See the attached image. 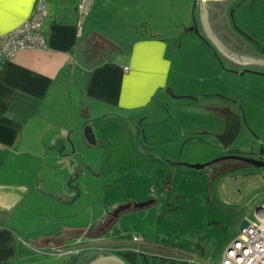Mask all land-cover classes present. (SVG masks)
<instances>
[{
	"label": "rangeland",
	"instance_id": "obj_1",
	"mask_svg": "<svg viewBox=\"0 0 264 264\" xmlns=\"http://www.w3.org/2000/svg\"><path fill=\"white\" fill-rule=\"evenodd\" d=\"M194 3L105 0L93 7L83 23L84 28L106 35L121 51L131 49L139 37L162 39L170 61L168 89L133 111H86L77 133L72 127L77 157L87 164L78 181L67 183L70 205L65 220L77 223V233L83 237L96 230L101 235L87 244L50 246L46 250L50 253L37 256L40 263L71 264L75 254L58 255L54 250L100 244L110 249L128 245L140 249L138 264H181L177 257L219 264L222 248L236 236L242 219H253L254 202L229 203L218 193L225 172L248 165L230 159L202 168L190 165L227 155L264 161V154L244 155L264 151V69L226 65L221 53L190 30ZM232 17L233 33L264 58L259 48L264 49V0H246ZM226 109L240 117L238 132L230 142L220 138ZM85 126L92 128L95 144L79 145L77 138L84 140ZM147 200H152L148 206H132ZM125 204L131 207L114 216Z\"/></svg>",
	"mask_w": 264,
	"mask_h": 264
},
{
	"label": "crops",
	"instance_id": "obj_2",
	"mask_svg": "<svg viewBox=\"0 0 264 264\" xmlns=\"http://www.w3.org/2000/svg\"><path fill=\"white\" fill-rule=\"evenodd\" d=\"M35 1L6 4L0 34L21 24ZM77 2L48 0L41 25L45 47L22 49L0 63V264H42L37 256L50 253V246L81 245L96 234L83 237L77 223L65 220L67 183L78 181L87 164L77 157L72 127L77 133L86 111H133L168 89L162 39L139 37L131 49L118 50L106 35L83 27L89 15L78 28ZM104 2L94 0L91 10ZM250 154L264 151L244 153ZM232 169L219 183L220 197L257 205L264 198V167Z\"/></svg>",
	"mask_w": 264,
	"mask_h": 264
},
{
	"label": "built area",
	"instance_id": "obj_3",
	"mask_svg": "<svg viewBox=\"0 0 264 264\" xmlns=\"http://www.w3.org/2000/svg\"><path fill=\"white\" fill-rule=\"evenodd\" d=\"M94 0H78L76 12L78 28L89 15ZM48 0H36L29 16L12 30L0 34V63L12 58L22 49L44 48L45 36L41 30L43 19L47 16ZM127 71L128 67L124 66ZM258 207L253 208V219L245 216L246 225L239 229L235 237L222 248L219 264H264V198ZM136 239V237H133ZM78 251L72 248L54 250L58 255ZM186 264H201L193 258H182Z\"/></svg>",
	"mask_w": 264,
	"mask_h": 264
},
{
	"label": "flooded vegetation",
	"instance_id": "obj_4",
	"mask_svg": "<svg viewBox=\"0 0 264 264\" xmlns=\"http://www.w3.org/2000/svg\"><path fill=\"white\" fill-rule=\"evenodd\" d=\"M245 1L246 0H225V2H219V0H213V2L210 3L209 0H196L194 3L196 14L195 17L192 18L190 30L196 32L210 49L214 52H219V54L221 53L227 61L244 64L246 66L252 64L264 66V58L254 53L248 43L233 33L236 32L231 25V22H234L232 17L233 13ZM235 29L247 36L244 31H241L237 27ZM259 48L264 52L263 47L259 46ZM226 159L246 163L238 159ZM95 233L94 236L87 237L84 243H91L88 242L90 240L98 241L101 234L99 230H96ZM81 249L73 253L75 255L71 264H120L115 257L120 259L124 264H131L122 257L127 251L134 252V263L132 264H138L137 259L139 253L142 252L140 249L129 245L110 249L104 246L101 247L99 244L92 248L86 247ZM141 254H143V252ZM174 259L180 261L182 257ZM181 264L186 263L181 262Z\"/></svg>",
	"mask_w": 264,
	"mask_h": 264
},
{
	"label": "water",
	"instance_id": "obj_5",
	"mask_svg": "<svg viewBox=\"0 0 264 264\" xmlns=\"http://www.w3.org/2000/svg\"><path fill=\"white\" fill-rule=\"evenodd\" d=\"M201 1H203V0H201ZM195 2H196V0H195ZM102 39L105 40L104 38H102ZM105 41H107V40H105ZM223 53H225V52H223ZM224 61H225L226 65H232V66H235V67H238V68L241 65L240 63L227 61L226 58H224ZM249 66H253V67L264 69V66H257L255 64H252V65H249ZM224 115L226 117V120H225L226 127H225V131L220 136V138L223 141H225V142H230V141H232L234 139V137L236 136V134L238 132L240 121H239L238 115L233 113L229 109L224 110ZM83 138L89 144H95L96 143L92 128L90 126H85L84 127ZM226 158L238 159V160L244 161L247 164H250V165H252L254 167H257V168H263L264 167V161L263 160L253 159V158H250V157H240V156H237V155L223 156L221 158L214 159V160H212L210 162H206V163H202V164H191L190 166L194 167V168H202V167H204V166H206V165H208L210 163H213V162H215V161H217L219 159H226ZM150 203H152V200H147L145 202L134 203L132 206L134 208H143L145 206H148ZM258 206L259 205L257 204L256 207H258ZM130 207H131L130 204L121 205L113 212V215L115 216L121 210L128 209ZM245 225H246V220L243 219L240 222V224H239V229H242ZM113 257H115V256H113ZM122 257L125 258L129 263H131V264L134 263V252L127 251V252H125L122 255ZM115 259L120 264H124L117 257H115Z\"/></svg>",
	"mask_w": 264,
	"mask_h": 264
},
{
	"label": "snow or ice",
	"instance_id": "obj_6",
	"mask_svg": "<svg viewBox=\"0 0 264 264\" xmlns=\"http://www.w3.org/2000/svg\"><path fill=\"white\" fill-rule=\"evenodd\" d=\"M15 0H0V17L3 15V9L6 4L14 3ZM24 3H31V0H23Z\"/></svg>",
	"mask_w": 264,
	"mask_h": 264
},
{
	"label": "trees",
	"instance_id": "obj_7",
	"mask_svg": "<svg viewBox=\"0 0 264 264\" xmlns=\"http://www.w3.org/2000/svg\"><path fill=\"white\" fill-rule=\"evenodd\" d=\"M238 162H239V161H238ZM243 164L248 165V166H251L250 164H247V163H243Z\"/></svg>",
	"mask_w": 264,
	"mask_h": 264
}]
</instances>
